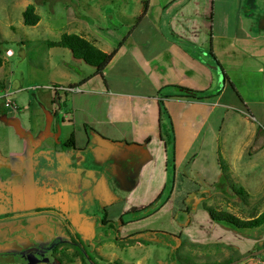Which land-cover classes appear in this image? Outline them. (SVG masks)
I'll return each mask as SVG.
<instances>
[{
  "label": "crops",
  "instance_id": "obj_1",
  "mask_svg": "<svg viewBox=\"0 0 264 264\" xmlns=\"http://www.w3.org/2000/svg\"><path fill=\"white\" fill-rule=\"evenodd\" d=\"M34 1L23 0L18 6L25 10ZM144 1L148 2L147 11L135 20L143 12ZM55 3L62 7H52L46 22L40 11L45 4H36L41 16L37 27L49 29L52 13L60 15L64 11L69 20L60 28H65L59 31L60 36L77 33L105 52H116L108 65L96 72L76 59L71 50L50 47L53 53L57 49L67 55L54 62L59 71L55 84L79 89L57 93L51 85L46 86L47 94L39 93L38 111L22 110L6 121L9 134H5V154L0 150V197H5L0 200V208L6 212L0 216H6L4 226L23 225L24 220L35 223L34 217L55 211L54 206H44V202L52 197L69 201L76 186L89 187V183L83 186L81 181H96L99 176L103 180L102 165L96 171L89 158L109 165L112 157V163L116 160L113 173L118 176L117 171L124 170L120 151H143L148 158L143 167L140 163L137 167L138 181L144 169L150 178L161 162L167 167L159 92L173 84L198 90L218 89L222 82L219 73L205 55L210 42L245 104L264 105V0H54ZM224 89L216 99L165 100L175 130V175L184 165L189 174L200 173L195 167L198 157L216 154L218 170L207 180L218 178L223 157L221 141L223 148L229 146L228 132L236 125L232 122L241 117L226 110L227 122L226 117L213 120L221 107L230 106L222 100ZM9 94L4 83L0 99L8 102ZM249 105L240 111L247 116L250 111L254 119ZM257 109L264 110L262 106ZM87 161L89 166L85 165ZM94 174L97 176L93 179ZM174 192L176 210L175 187L172 196ZM45 222L49 220L41 221ZM6 230H0L3 242L13 235Z\"/></svg>",
  "mask_w": 264,
  "mask_h": 264
},
{
  "label": "rangeland",
  "instance_id": "obj_2",
  "mask_svg": "<svg viewBox=\"0 0 264 264\" xmlns=\"http://www.w3.org/2000/svg\"><path fill=\"white\" fill-rule=\"evenodd\" d=\"M20 1L23 0H0V54L4 59L0 67V89L6 83L10 93L8 102L0 99V150L4 154L5 134H9L6 121L22 110H39V93L47 94L46 86L59 81L54 62L67 56L65 51L57 49L53 53L47 42L60 39L59 31L65 30L60 28L68 22V14L52 13L47 30L26 25L24 9L18 6ZM34 2L45 4L40 9L43 22L47 21L52 7H62L54 4V0ZM205 53L210 56L209 50ZM222 87L220 82L218 88ZM222 100L230 106L221 107L213 120L218 122L226 117V110L233 116H241L232 122L236 131L228 132L229 146L223 148L221 141L220 152L227 165L225 183L217 185L222 171L214 181L207 180L218 170L216 154L198 157L195 167L200 173L189 174L184 165L175 176L171 162L168 164V154L167 167L159 162L154 177L150 178L144 169L139 181L135 174L137 167L148 158L143 151H120L124 170L117 171L118 176L113 173L116 160L112 163V157L108 159L109 165L89 158L96 171L102 167L103 180L99 176L96 181H81L83 186L89 183L88 188L77 187L75 182L76 190L71 192L70 200L52 197L44 202V206H54L55 211L34 217L35 223L24 220L23 225L4 226L6 218L0 219V230L6 227V232L13 234L7 242L0 239V264H83L84 261L86 264H216L230 258L234 260L229 264H264V228L238 231L214 221L205 209L206 205L212 206L242 218L264 210V110L257 109L264 105L242 104L235 89L228 86ZM248 105L253 109L254 119L250 111L249 117L240 111ZM96 176L92 175L93 179ZM173 185L178 190L176 210L175 192L173 196L170 194ZM237 190L244 192L240 194ZM187 207H190L188 211ZM2 214L6 212L0 208ZM48 220L49 223H41Z\"/></svg>",
  "mask_w": 264,
  "mask_h": 264
},
{
  "label": "trees",
  "instance_id": "obj_3",
  "mask_svg": "<svg viewBox=\"0 0 264 264\" xmlns=\"http://www.w3.org/2000/svg\"><path fill=\"white\" fill-rule=\"evenodd\" d=\"M147 7H148V2L144 1L143 12L139 16L135 17V20H139L143 15H145L147 11ZM23 18L26 25H36L40 21L41 16L37 12L36 3H31L25 8V10L23 11ZM47 43L50 47L59 46L71 50L76 59H81L84 62H86L88 65L94 67L96 69V72H101L108 65V63L111 61V59L113 58L116 52V50L113 52H105L102 49H100L96 44H94L91 40L77 33H63L59 40L48 41ZM208 47H209V55H210L208 56L209 59L208 61L214 64H218L221 67L223 73L222 88L220 89L208 88V89L198 90V89L188 88L182 85L173 84L164 87L159 92V96H160L159 101L161 106L162 138L165 142L166 149L169 154L168 164H170L171 162L173 176H175L176 173L175 130H174L172 117L165 104V100L170 97H184L190 100H200V101L216 99L219 95H221V92L223 91L224 87L228 86L235 89L236 94L240 99V102L242 104H245L242 95L240 94V92L237 91L236 86L232 81L230 75L225 70L220 60L217 58L211 42ZM3 62L4 59L0 54V67L3 65ZM170 89L177 90L178 92L171 93L168 91ZM55 92L58 93V90H55ZM71 140L73 143L72 145H74V139L71 138ZM220 163H221L222 173L217 183L218 186H220V184L225 183L227 180L224 171L227 165L224 157H221ZM173 190H174V185L170 188V194H172ZM237 191L240 194L244 192L242 190H237ZM189 208L190 207H187L186 211H188ZM205 209L208 210L211 218L214 221L230 226L231 228H234L235 230L238 231L250 230L251 232H253V231H257L258 229L264 228V210L259 214L253 215L249 218H242L232 212L219 210L212 206L206 205ZM47 210H53V208H47ZM103 221L105 222V220ZM233 260H234L233 258H230L228 259L227 262L224 263L221 262L216 264H229ZM83 264H86L85 261L83 262Z\"/></svg>",
  "mask_w": 264,
  "mask_h": 264
},
{
  "label": "built area",
  "instance_id": "obj_4",
  "mask_svg": "<svg viewBox=\"0 0 264 264\" xmlns=\"http://www.w3.org/2000/svg\"><path fill=\"white\" fill-rule=\"evenodd\" d=\"M51 88L54 90H58V91H67V92H72V91H76L79 89V87H75V86H65V85H61V84H56V85H51Z\"/></svg>",
  "mask_w": 264,
  "mask_h": 264
},
{
  "label": "water",
  "instance_id": "obj_5",
  "mask_svg": "<svg viewBox=\"0 0 264 264\" xmlns=\"http://www.w3.org/2000/svg\"><path fill=\"white\" fill-rule=\"evenodd\" d=\"M210 66H211L212 68H214L216 71H218L219 76H220V79L222 80V78H223V73H222L221 67H220L218 64H214V63L210 64Z\"/></svg>",
  "mask_w": 264,
  "mask_h": 264
},
{
  "label": "flooded vegetation",
  "instance_id": "obj_6",
  "mask_svg": "<svg viewBox=\"0 0 264 264\" xmlns=\"http://www.w3.org/2000/svg\"><path fill=\"white\" fill-rule=\"evenodd\" d=\"M4 217H6V216H4ZM4 217H2V218H4ZM1 258H2V257H1ZM3 258H5V257H3ZM3 258H2V259H3Z\"/></svg>",
  "mask_w": 264,
  "mask_h": 264
}]
</instances>
